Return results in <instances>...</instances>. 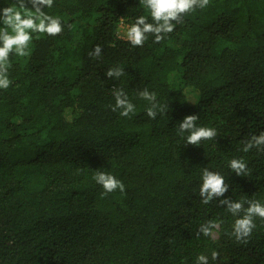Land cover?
<instances>
[{"label": "trees", "instance_id": "16d2710c", "mask_svg": "<svg viewBox=\"0 0 264 264\" xmlns=\"http://www.w3.org/2000/svg\"><path fill=\"white\" fill-rule=\"evenodd\" d=\"M40 7L63 31L33 33L30 55L10 54L11 84L0 89V264H197L201 254L208 264H264V220L254 217L247 242L237 241L232 225L243 212L219 204H264V151L242 150L264 132V0H210L143 46L118 33L141 15L152 23L140 0ZM97 45L100 56L89 55ZM113 68L123 75L107 77ZM115 89L135 113L112 111ZM144 89L166 105L155 119L138 96ZM187 115L217 136L187 144L178 133ZM232 159L246 174L231 170ZM205 168L228 185L207 204ZM97 172L125 191L102 194ZM209 221L216 238L199 232Z\"/></svg>", "mask_w": 264, "mask_h": 264}, {"label": "clouds", "instance_id": "9594fccd", "mask_svg": "<svg viewBox=\"0 0 264 264\" xmlns=\"http://www.w3.org/2000/svg\"><path fill=\"white\" fill-rule=\"evenodd\" d=\"M140 3L148 10L152 19L149 23L145 16L136 18L135 23L127 28L125 38L133 46H143L147 39V34L155 37L154 42L159 43L164 39V35L174 31L175 23L183 22V16L194 12L196 9H204L210 4V0H140ZM40 6L51 8L53 0H15L14 4L0 8V89L7 90L11 84L8 78V69L10 67L9 56L13 52L17 57H27L30 55V43L33 39V33L47 34L48 36H57L63 31V25L59 17H53L46 14ZM101 47L95 46L89 54L99 57ZM123 75L120 68L109 69L107 77L118 78ZM115 104L111 106L112 111L120 109V116L128 117L135 113V105L129 100L123 89L113 91ZM138 96L148 101L151 106L147 108L146 115L155 119L158 112L163 111L165 106H160L156 102L155 93L144 89L138 93ZM197 115H187L179 123V134L188 133L186 143L189 145H198L201 140H212L217 136L214 128L197 127ZM264 151V132L259 135L251 136L244 142L243 151L248 152L252 148ZM229 167L237 175L246 174L247 165L242 159H232ZM95 181L99 184L104 195L119 190L125 191V185L115 176L105 172H97ZM228 189L224 178L219 174L209 171L207 168L202 170V184L199 195L202 203L207 204L213 200V197L223 195ZM244 203L248 207L244 208ZM220 205H225L227 211L233 216L243 212V215L237 218L232 225V235L237 241L247 242L251 236L252 230L256 227L253 218L259 217L264 220V204L259 201H238L233 202L230 199L219 201ZM218 227L217 223L209 221L202 225L199 232L205 236H212L213 229ZM219 253L213 251L212 259L218 258ZM197 264H208V257L201 254L197 256Z\"/></svg>", "mask_w": 264, "mask_h": 264}, {"label": "rangeland", "instance_id": "374dc122", "mask_svg": "<svg viewBox=\"0 0 264 264\" xmlns=\"http://www.w3.org/2000/svg\"><path fill=\"white\" fill-rule=\"evenodd\" d=\"M129 27L128 23L125 21H121L120 24L118 25V33L120 37L125 38V33L127 31V28ZM172 83L174 84V86H180L181 85V81L177 78V77H173L172 79ZM218 229H213V237L216 238L218 235Z\"/></svg>", "mask_w": 264, "mask_h": 264}]
</instances>
